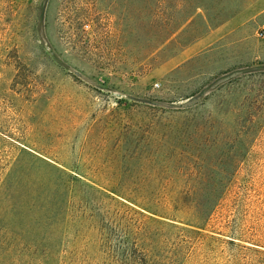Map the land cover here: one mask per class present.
I'll return each instance as SVG.
<instances>
[{
  "label": "rangeland",
  "instance_id": "rangeland-1",
  "mask_svg": "<svg viewBox=\"0 0 264 264\" xmlns=\"http://www.w3.org/2000/svg\"><path fill=\"white\" fill-rule=\"evenodd\" d=\"M256 1L0 0L2 215L28 185L45 220L59 168L71 191L59 264L122 258L105 250L123 240L122 196L219 199L178 264H264Z\"/></svg>",
  "mask_w": 264,
  "mask_h": 264
},
{
  "label": "trees",
  "instance_id": "trees-1",
  "mask_svg": "<svg viewBox=\"0 0 264 264\" xmlns=\"http://www.w3.org/2000/svg\"><path fill=\"white\" fill-rule=\"evenodd\" d=\"M57 170L61 175L65 173L59 168ZM61 175L58 173L55 179L58 186L51 193L52 203L48 207L45 220L37 208V202L42 201L40 193L39 198L32 201L30 196L35 192L28 185L9 192L11 194L6 197L8 212L5 216L0 212V264L60 263L59 249L66 234L71 192ZM88 187L100 192L95 187ZM122 197L127 201L123 203L127 208L123 240L120 245L109 246V238L105 239L106 252L112 255L118 253L122 258L109 264H178L183 249L193 243L195 235H200L206 229L219 203V199L134 201ZM3 199L1 196L0 201ZM63 199L66 206L58 208ZM110 199L115 200L111 196ZM131 204L139 208L135 209ZM96 223L95 221L92 227L95 226L98 231L97 239L102 240L104 220L101 219L98 226ZM169 231L175 239H172V252L165 254L164 246L168 242ZM99 249L102 250V245Z\"/></svg>",
  "mask_w": 264,
  "mask_h": 264
},
{
  "label": "crops",
  "instance_id": "crops-1",
  "mask_svg": "<svg viewBox=\"0 0 264 264\" xmlns=\"http://www.w3.org/2000/svg\"><path fill=\"white\" fill-rule=\"evenodd\" d=\"M258 2H260V0H257L256 3L258 4ZM264 2V0H263ZM253 18H262V23H263V27H264V5H263V8L261 10H259L258 12H256L254 15H253ZM252 18V19H253ZM259 58H263L264 60V38H263V41H262V52H261V57L259 56Z\"/></svg>",
  "mask_w": 264,
  "mask_h": 264
},
{
  "label": "built area",
  "instance_id": "built-area-1",
  "mask_svg": "<svg viewBox=\"0 0 264 264\" xmlns=\"http://www.w3.org/2000/svg\"><path fill=\"white\" fill-rule=\"evenodd\" d=\"M259 37L264 38V27L258 33Z\"/></svg>",
  "mask_w": 264,
  "mask_h": 264
}]
</instances>
